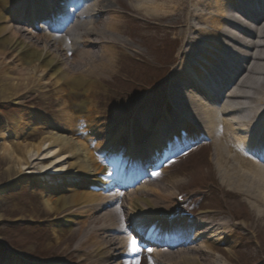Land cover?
<instances>
[{
  "label": "bare ground",
  "instance_id": "bare-ground-1",
  "mask_svg": "<svg viewBox=\"0 0 264 264\" xmlns=\"http://www.w3.org/2000/svg\"><path fill=\"white\" fill-rule=\"evenodd\" d=\"M92 1L93 5L86 6L82 5L84 1L81 0L82 7L77 12L73 10V16L62 18L63 21L56 27L60 32V25L67 21L62 27L69 28L70 34L57 36L43 34L38 37L29 27L37 22L45 23L48 19L45 16L44 20L45 12L48 7H53L54 2L62 7V2L65 4L68 0L49 2L43 0L44 4L41 5V1L33 0L26 2L0 0V98L18 100L25 91L37 89L36 91L40 92L48 87L51 94L59 93L61 98L63 96L68 98V101L65 100L58 109L61 116H70L72 120L70 113L73 111L70 110L74 108H78V113L84 114L86 103L80 101L83 95L86 96L85 99H91L94 103L89 109L85 108L86 113L95 111L94 98L100 94V88L106 82L104 79L115 71L114 62L122 46L110 44V38L95 28L97 22L93 18L101 19L112 12L109 5H104L109 0ZM252 2L253 0L239 3L235 0H134L130 13L120 17L115 14L105 23L108 32L116 33L120 32L122 19L125 20L127 15L134 21L145 14L144 17L159 18L160 22H173L167 28L176 31L180 41H185L187 49L182 53L184 63L174 73V77L179 81L171 86L172 99H169L168 104L175 107L177 116L186 113L187 117L183 118L186 128L212 141L211 175L214 176L219 193L232 200L233 203L230 204L234 207V210L230 211L198 213L191 224L183 223L178 225L180 229L174 228L175 233H172L174 236L171 241L182 240L191 232L193 237L187 244L189 246L185 248L193 246L188 254L193 251L198 258L204 260H213L217 255H221L224 260H230L227 258H233L240 250V246L249 244L246 237L250 233L264 231V160H260L256 155L264 150V25L256 23L252 12L246 9L252 6ZM240 4L245 6L244 10L236 8ZM261 4H264V0H258L256 3L257 6ZM11 5L15 8V15H12ZM37 15H40L39 19H36ZM64 15V12H59L60 18ZM22 16L27 23H24ZM69 18L73 20L68 21ZM195 21L199 26L194 25ZM14 23L18 26H12ZM38 27L42 30L49 29L47 24H40ZM74 31L81 33L77 35V39L72 33ZM50 44L65 52L64 56L67 58H73L75 50L71 49H74V46L77 51L90 45L99 51L82 52L80 59L76 61H107V64L103 62L98 65L93 77L84 75L82 78V74L76 73L73 67H63L59 52L57 54L50 52L48 47ZM195 56H199L200 59H196ZM189 58L203 67L207 74L213 77L212 80H217L218 77L232 80L227 73L228 67L239 66L240 69H244L233 80V86L225 91L224 98L226 96L229 98L227 102H219L214 96L209 95L205 84L209 86L210 79L208 80ZM238 59L243 60L246 66H242L244 62H238ZM203 61L207 64L204 65ZM73 100L78 102H72ZM190 114L191 116H188ZM160 132L161 128L158 133ZM155 138L156 142H153L152 148L146 150L154 152V155L158 154L162 164L161 155L155 150L159 138ZM25 148L26 160L21 167L28 168L33 161H37L38 164L32 168L35 175L49 173L50 176H62V183L65 186L69 185L67 192L71 194L77 191L73 190L75 188L71 185H74V182L71 181L83 182L85 185L81 192L75 194V198L83 205L95 207L94 216L90 218L95 224L102 222L98 215L104 212L102 218L104 224L102 222V225L86 235L87 239L94 237L103 241V264H110V260L118 255L127 254L131 259L137 258L140 250L138 252L130 250L131 240L135 239L138 244L144 241V238L140 239L141 230L136 232L138 230L136 227L131 228L133 232L130 234L126 233V224L138 223V228H144L146 232L153 234L155 230L145 226L143 221H148L149 217L159 213L155 206L158 201L152 202L153 199L150 200L148 196V193H151L162 197L157 191L139 189L135 197L129 199L128 214L124 210L127 197H123L119 192L117 196L105 195L111 191L110 189L115 188L114 184L119 176L117 166L121 168V164L103 172L104 168L96 167L84 145L56 134L43 138L36 147L29 145ZM254 149L261 151L255 150L254 153ZM66 158L73 162L68 164L65 162ZM137 174V171L131 172L130 177ZM202 178L205 176L196 175V179ZM180 186L182 187L181 182H178L174 188L179 190ZM143 191L148 193L143 194ZM163 197L165 201L167 198L172 200L171 196ZM60 200L56 206L51 201L45 202V206L52 212L57 211L58 204L66 208L67 201ZM166 218L163 220L167 224ZM154 219L158 220L157 217ZM232 221L238 223L234 225ZM123 233L127 234L128 238H121L120 234ZM169 233L170 230L167 231L168 235ZM158 237L154 235V238L159 239ZM221 244L229 246L218 247ZM182 245L184 244L181 243L178 247ZM118 250L122 251L121 254H117ZM252 251L255 252L256 249ZM151 252H157L159 257L163 254L155 247ZM181 253L187 252L182 250ZM183 261L186 259L183 258ZM196 263L198 261H195Z\"/></svg>",
  "mask_w": 264,
  "mask_h": 264
},
{
  "label": "rangeland",
  "instance_id": "rangeland-1",
  "mask_svg": "<svg viewBox=\"0 0 264 264\" xmlns=\"http://www.w3.org/2000/svg\"><path fill=\"white\" fill-rule=\"evenodd\" d=\"M133 4L134 0H109L104 5H109L112 12L101 19L93 18L97 22L95 28L110 38V44L122 46L114 62L115 71L104 79L106 82L100 88V94L94 98L96 106L93 113H86L85 108L89 109L94 103L83 95L80 101L86 103L84 114L74 108L70 110L73 111L70 113L72 120L70 116H61L58 109L68 98H61L59 93L51 94L48 87L40 92L37 89L25 91L18 100L0 98V264L104 263L101 238H86L93 229L102 222L104 224V212L98 215L102 222L95 224L90 219L94 216L95 207L83 205L75 198L85 184L79 180L71 181L74 182L71 185L75 188L73 190H77L71 194L67 192L69 185H63L62 176H50L49 173L35 175L32 168L38 164L37 161H33L28 168L21 166L26 160V146L36 147L43 138L56 134L84 145L96 167L104 168L103 172L120 163L122 169L129 172L134 168V153H141L146 148L147 139L157 124L163 125L162 134L165 137L169 134L168 123L176 116L167 101L172 99V84L179 81L174 73L184 63L182 53L187 46L185 41L177 38L176 31L167 28L173 22H160L159 18L144 17L145 14L134 21L127 15L125 20L122 19L120 32H108L105 23L115 14L120 17L130 13ZM10 10L13 15L14 10L11 7ZM194 25L199 26L197 21ZM31 32L38 37L43 35L37 30V24ZM73 34L77 36L81 33L74 31ZM48 47L53 54L59 52L64 68L73 67L76 73L82 74V78L84 75L93 77L98 65L107 64V61H76L82 52L99 51L90 45L76 51V47L71 49L69 44L71 51L75 50L73 58L64 56L65 52L53 44ZM190 62L193 64L195 61ZM199 69L203 71V68ZM175 102L178 105L177 100ZM170 127L175 129V134L180 132L176 122ZM164 144L169 154L161 164L159 174L139 186V189H151L162 196L159 198L147 191L142 192L148 193L152 202L158 201L155 206L160 215L165 213L171 222L179 223L192 221L195 215L202 212L234 210L230 204L233 201L219 193L211 175L213 146H203L200 142L197 146L201 148L192 147V152L186 143L183 149L177 147L178 141ZM172 146L176 148H170ZM65 162L70 164L73 160L66 158ZM195 174L205 178L198 182ZM177 181L182 185L179 190L174 188ZM133 191L122 192L128 198L124 202V210L128 214L129 199L137 194ZM110 192L105 195L115 194ZM164 195L165 198L171 196L172 200H163ZM60 199L67 201L66 208H62V204H58L55 212L46 208L45 202L51 201L56 206ZM246 221L249 222L248 219ZM232 223L236 225L238 222ZM131 225L126 224L128 234ZM120 235L121 238H128L127 234ZM246 239L249 244L240 246L233 258H227L230 260H224L221 255L213 260L198 258L193 251L188 254L193 246L179 250L164 249L159 257L157 252H149L148 244L141 243L138 244L140 254L137 258L118 255L110 260V264H195V261H198L196 264H264V231L250 233ZM228 246L218 245L222 248ZM255 249V252L252 251ZM182 250L187 253H181ZM121 252L118 250L117 254ZM195 258L197 260L193 261Z\"/></svg>",
  "mask_w": 264,
  "mask_h": 264
},
{
  "label": "snow or ice",
  "instance_id": "snow-or-ice-1",
  "mask_svg": "<svg viewBox=\"0 0 264 264\" xmlns=\"http://www.w3.org/2000/svg\"><path fill=\"white\" fill-rule=\"evenodd\" d=\"M131 251L138 252L139 248L137 247V241L135 239L131 240ZM151 251V249H149Z\"/></svg>",
  "mask_w": 264,
  "mask_h": 264
}]
</instances>
